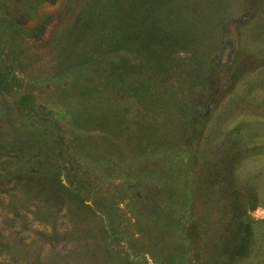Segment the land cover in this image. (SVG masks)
<instances>
[{"label": "rangeland", "instance_id": "374dc122", "mask_svg": "<svg viewBox=\"0 0 264 264\" xmlns=\"http://www.w3.org/2000/svg\"><path fill=\"white\" fill-rule=\"evenodd\" d=\"M0 264H264V0H0Z\"/></svg>", "mask_w": 264, "mask_h": 264}]
</instances>
